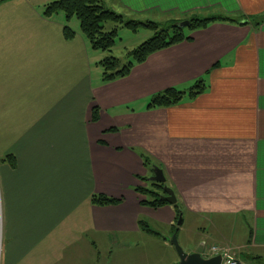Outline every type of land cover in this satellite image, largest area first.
Wrapping results in <instances>:
<instances>
[{
    "label": "crops",
    "instance_id": "0c3cea01",
    "mask_svg": "<svg viewBox=\"0 0 264 264\" xmlns=\"http://www.w3.org/2000/svg\"><path fill=\"white\" fill-rule=\"evenodd\" d=\"M101 1L141 23L233 22L186 29L191 40L104 82L100 62L107 54L91 48L79 21L35 14L37 4L28 0L0 3V17L7 7L18 9L21 26L28 27L12 31L13 21L12 28L2 26L10 31L0 32L4 44L13 45L0 48L6 52L0 66L3 263L62 264L79 239L92 244L91 235L112 246L118 235L151 236L139 228L149 220L171 234L177 225L179 237L186 215L210 225L187 240L186 253L209 238L212 245H232L242 264L264 262V0ZM35 21L41 26H31ZM200 81L206 88L196 98L149 108L155 95L189 93ZM153 161L163 165L176 205H142L146 199L136 190L148 188L140 179L151 181V165L160 168ZM95 195L122 203L96 206Z\"/></svg>",
    "mask_w": 264,
    "mask_h": 264
},
{
    "label": "trees",
    "instance_id": "16d2710c",
    "mask_svg": "<svg viewBox=\"0 0 264 264\" xmlns=\"http://www.w3.org/2000/svg\"><path fill=\"white\" fill-rule=\"evenodd\" d=\"M5 0H1L0 3ZM56 14H63L66 21L69 22L73 18H76L80 23V28L89 42L92 49L102 51L107 56L100 62V66L103 70V81L112 82L121 78H125L130 75L135 65L143 64L149 56L157 53L166 48L180 44L184 41H189V38L185 31H196L206 29L210 24L215 22H233L227 18H210L201 19L193 18L189 21L188 27H181L179 23H169L168 25H161L154 22L141 23L133 20H126L125 17L119 15L109 9H107L101 0H57L49 3L45 7L44 15L51 17ZM141 28H148L154 31V36L148 41L144 42L140 46L132 49L127 53V62L123 63L122 60L113 56L112 50L115 47L116 40L119 37V31L123 29H129L133 32H138ZM66 39H72L74 33L66 26L64 29ZM205 85L202 81L198 82L196 86L189 92L185 93L176 89H168L160 94L155 95L149 105L150 109L166 108L179 104L186 96L190 98H196L205 91ZM99 120V109L93 110V121ZM8 160L12 166H14V158L8 157ZM150 161L145 160V164L149 165ZM150 171H155L156 166L151 165ZM141 182L148 183V188H139L136 191L142 195L146 200L142 202L143 206L150 207L152 209H159L169 204L161 199L165 196L164 187L168 186V183L158 184L152 182L149 179H140ZM92 203L100 207L117 206L122 203V200L110 198L103 195H95L92 198ZM177 210V224L180 219L181 210L178 206H175ZM139 228L155 237H161L162 235L154 230L146 222H140ZM179 234V228L177 225L172 228V236ZM163 237V236H162ZM259 264H264L263 259L255 258Z\"/></svg>",
    "mask_w": 264,
    "mask_h": 264
},
{
    "label": "rangeland",
    "instance_id": "374dc122",
    "mask_svg": "<svg viewBox=\"0 0 264 264\" xmlns=\"http://www.w3.org/2000/svg\"><path fill=\"white\" fill-rule=\"evenodd\" d=\"M30 3H36L37 6L33 8V12L36 14L38 12V15L44 16L45 13V7L48 5H44V7H41L39 4L46 2H53L51 0H28ZM18 9H14L13 11L11 8L7 7L5 8V11L3 14H1L0 17V32H3L5 30L10 31L13 26L10 24L14 21L15 26L12 31H27V28H23L21 26V18L23 16L19 15ZM54 21H59L61 18L64 19L63 23H65L66 18L63 14H56L51 16ZM74 19V20H73ZM72 20L75 21V23L78 22L76 18H73ZM71 20V21H72ZM30 22V21H29ZM27 22V23H29ZM34 22V20H33ZM58 23V22H54ZM41 26L39 21H35L31 26ZM163 25V24H162ZM2 26L11 27L9 29L2 28ZM40 31V30H39ZM64 32V30H63ZM154 31L151 29L141 28L138 32H133L129 29H123L119 31V37L116 40V44L114 49L112 50V55L116 58L123 61V63L127 62V53L129 51L128 48H136V46H140L144 42L148 41L154 36ZM13 45H9L8 42L4 44V40L0 39V48L3 47L4 50L10 49ZM21 48H28V44H21ZM54 46V45H53ZM2 49H0V66L4 63L3 58L6 57V52L1 53ZM131 51V50H130ZM15 60H19L18 58H15ZM2 143H0V154L2 153ZM3 145V144H2ZM148 157V156H147ZM153 163L158 167L157 169L164 168L162 164L153 161ZM183 213V211H182ZM208 219V215H206ZM184 218V217H183ZM214 221V220H212ZM147 222V221H144ZM150 222V223H149ZM147 222V224L151 227L152 230L163 234L162 236L169 242L166 243L164 238H156L153 236H147L144 234H133L129 238H122L123 235H118L117 239L115 240V246H112V243L108 242V240L105 238L102 239L101 237H96L95 235H91L92 244L87 243L85 241L83 243L82 239H79L78 243H75L78 245V247L72 248L69 251V256L64 257V259L60 260V262H63L62 264H176L173 263L176 262V255L174 247L171 244V238L172 234L170 233L168 228L163 227L162 224H159L154 221ZM218 224V223H216ZM210 227L208 222H203L201 219L197 217H191L189 215H186L185 224L183 228V232L181 234L177 235L178 241L180 246L183 248V250L186 252L187 248V240L190 238L196 237V239L201 236L200 229H206L208 232V228ZM212 228V227H211ZM212 230L210 231V233ZM213 234V233H211ZM129 235V234H128ZM119 236L120 237L119 239ZM207 238L206 243L204 244L205 247L211 246V241ZM213 240V239H211ZM4 240L2 236V224H1V217H0V264L3 263V257L2 252L4 248ZM97 245L98 248L94 249V245ZM226 246V245H224ZM233 248L232 245H228ZM110 247V248H109ZM208 248V247H207ZM205 248L204 251L207 249ZM112 252V256L109 258L108 252ZM203 251V252H204ZM233 254L236 257V250L234 248L232 249ZM101 254V255H100ZM100 255V256H99ZM108 256V257H107ZM238 260V259H237ZM239 261V260H238ZM240 262V261H239ZM241 263V262H240ZM242 264V263H241ZM254 264H259L257 261L254 262Z\"/></svg>",
    "mask_w": 264,
    "mask_h": 264
},
{
    "label": "water",
    "instance_id": "95a60500",
    "mask_svg": "<svg viewBox=\"0 0 264 264\" xmlns=\"http://www.w3.org/2000/svg\"><path fill=\"white\" fill-rule=\"evenodd\" d=\"M190 23H182L180 24L181 27H187ZM152 182H156L158 184H164L166 183V178L163 174V172L159 169H155L154 171V177L151 178ZM165 196H162L161 199L163 201H166L170 205H176L178 200L174 193V191L168 187H164ZM182 222V217L179 220L178 225H180ZM171 244L175 249V252L177 253V256L179 258V263L177 264H222V257L217 256L211 259H205L202 257V253L205 249L204 244H200V246L191 254L186 253L183 248L180 246L177 235H174L171 239Z\"/></svg>",
    "mask_w": 264,
    "mask_h": 264
},
{
    "label": "built area",
    "instance_id": "2783aa9c",
    "mask_svg": "<svg viewBox=\"0 0 264 264\" xmlns=\"http://www.w3.org/2000/svg\"><path fill=\"white\" fill-rule=\"evenodd\" d=\"M232 247L212 245L203 252V257L210 259L213 257L221 256L222 264H241L233 254Z\"/></svg>",
    "mask_w": 264,
    "mask_h": 264
}]
</instances>
